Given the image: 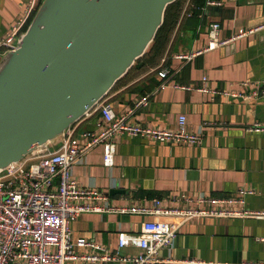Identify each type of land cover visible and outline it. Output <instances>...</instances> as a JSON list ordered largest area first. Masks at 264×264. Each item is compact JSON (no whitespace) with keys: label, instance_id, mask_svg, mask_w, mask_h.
Masks as SVG:
<instances>
[{"label":"crops","instance_id":"obj_1","mask_svg":"<svg viewBox=\"0 0 264 264\" xmlns=\"http://www.w3.org/2000/svg\"><path fill=\"white\" fill-rule=\"evenodd\" d=\"M29 1L0 0V38L26 15ZM220 1V7L207 8L200 16L195 13L176 24L163 57L169 85L151 95L129 118L133 124L176 130L183 115L186 131L200 134L201 144H160L115 136L113 167L103 166L101 146L73 167L81 188L105 193L107 204L114 207L148 206L152 199L161 198L168 209H208L212 205L197 200L237 197L238 190L246 188L253 194L232 207L264 211V134L245 131L253 123L264 124V96L252 95L257 86H264V31L189 60L175 58L206 46L211 22H219L221 36L228 38L238 29L264 21V0ZM146 74L112 89L102 101L115 113H125L161 83L156 73ZM204 85L209 92L200 90ZM93 115L79 121V134L95 130L100 117ZM58 141L50 147L56 149ZM159 219L85 213L72 222L71 230L73 239L84 238L112 252L119 231L138 233L143 222ZM138 253L133 246L120 250L123 256ZM158 256L165 259L163 264H264V219L188 220L179 228L173 247L160 250Z\"/></svg>","mask_w":264,"mask_h":264},{"label":"built area","instance_id":"obj_2","mask_svg":"<svg viewBox=\"0 0 264 264\" xmlns=\"http://www.w3.org/2000/svg\"><path fill=\"white\" fill-rule=\"evenodd\" d=\"M39 2L30 0L26 15L9 34L0 38V56L16 48L17 38L24 31ZM221 4L220 0H205L203 7H196L187 0L178 23L195 13L200 16L208 7H220ZM263 31L264 21L257 26L238 29L230 37L223 38L220 23L214 21L208 25L206 46L198 51L179 54L175 58L189 60ZM169 73L167 68L158 69L156 74L161 83L154 92L140 98L125 113H115L110 105L101 100L85 117L96 112L100 114L95 130L79 134L77 122L63 133L56 149H52L49 144L44 145L20 162L0 171V264H163L165 259L158 256L160 250L173 247L179 228L188 220L203 217L264 219V211L237 210L232 207L243 204L245 197L253 194L251 189L246 188L238 190L237 197L199 198L198 204L205 202L212 205L208 209H168L163 207L161 198L152 199L148 206L114 207L107 204L105 193L87 190L78 185L73 176V167L94 147H102L103 166H114L115 136L139 138L160 144H201L200 134L186 131L183 115L178 118L176 130L143 126L129 121L135 110L148 103L151 95L169 85ZM200 90L209 92L205 85ZM252 95L264 96V86H257ZM245 131L264 134V124L253 123ZM110 212L159 216L161 219L143 222L138 233L119 231L116 247L112 252L101 244L84 238L73 239L71 224L80 215ZM169 217L175 221L162 219ZM128 246L137 248L139 253L133 256L121 255L120 250Z\"/></svg>","mask_w":264,"mask_h":264},{"label":"water","instance_id":"obj_3","mask_svg":"<svg viewBox=\"0 0 264 264\" xmlns=\"http://www.w3.org/2000/svg\"><path fill=\"white\" fill-rule=\"evenodd\" d=\"M175 1L41 0L0 56V171L85 118L145 54Z\"/></svg>","mask_w":264,"mask_h":264},{"label":"trees","instance_id":"obj_4","mask_svg":"<svg viewBox=\"0 0 264 264\" xmlns=\"http://www.w3.org/2000/svg\"><path fill=\"white\" fill-rule=\"evenodd\" d=\"M39 1L41 2V0ZM186 2L187 0H176L174 3L167 6L164 14L163 24L159 28L154 40L149 45L145 54L135 61L133 66L120 80L115 83L112 89L122 86L129 81L131 82L133 80L139 79L146 73L150 72L155 74L158 69L167 67L166 60L164 61L163 57L167 51L168 44L171 40L173 32L176 28V24L178 23L180 14ZM189 2L194 4L196 7H203L205 0H189ZM35 11L32 13L29 22L31 21ZM27 26H25L24 30H26ZM93 117L99 118L100 114L96 112L94 113Z\"/></svg>","mask_w":264,"mask_h":264},{"label":"rangeland","instance_id":"obj_5","mask_svg":"<svg viewBox=\"0 0 264 264\" xmlns=\"http://www.w3.org/2000/svg\"><path fill=\"white\" fill-rule=\"evenodd\" d=\"M38 6H39V5H38ZM38 6H37V8H38ZM37 8H36V10H37ZM35 12H36V11H35ZM34 14H35V13H34ZM34 14H33V16H34ZM32 18H33V17H32ZM29 23H30V22H28V24H29ZM24 31H25V30H24ZM24 31H23V32H24ZM23 32H22V33H23Z\"/></svg>","mask_w":264,"mask_h":264}]
</instances>
